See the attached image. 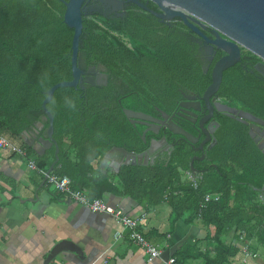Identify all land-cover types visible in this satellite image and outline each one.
Returning a JSON list of instances; mask_svg holds the SVG:
<instances>
[{
	"label": "trees",
	"instance_id": "16d2710c",
	"mask_svg": "<svg viewBox=\"0 0 264 264\" xmlns=\"http://www.w3.org/2000/svg\"><path fill=\"white\" fill-rule=\"evenodd\" d=\"M64 1L0 0V136L11 142L41 124L39 136L44 133L45 92L72 79L73 29L63 21ZM180 28L186 30L181 23L162 24L146 11L114 19L82 16L78 53L92 59L86 64L98 66L106 85L55 90L46 105L59 148L53 173L67 176L72 187L90 200L110 194L129 197L143 208L166 202L172 223L199 221L211 229L213 253L202 257L205 264H230L239 248L225 243L229 233L235 240L243 234L246 241L256 239L264 245V199L259 193L264 156L248 126L215 113L217 143L201 152L195 150L197 144L167 129L158 135L147 132L144 143L145 127L133 125L123 113L130 109L160 117L159 109L196 136L194 126L177 116V107L184 94L204 93L211 84L212 67L223 53L218 51L208 64ZM256 62L254 55L242 51L240 61L223 72L215 95L221 103L264 120V79L250 72ZM161 137L173 147L152 163L122 165L115 173L110 165L105 170L99 166L113 148L139 154ZM26 148L27 155H35L30 146ZM202 154V160L193 159ZM54 159L51 147L35 165L46 172ZM206 194L219 198L201 208ZM182 254L183 249L174 255L177 264H185Z\"/></svg>",
	"mask_w": 264,
	"mask_h": 264
},
{
	"label": "crops",
	"instance_id": "0c3cea01",
	"mask_svg": "<svg viewBox=\"0 0 264 264\" xmlns=\"http://www.w3.org/2000/svg\"><path fill=\"white\" fill-rule=\"evenodd\" d=\"M35 136H39L35 130L28 131L12 143L24 147L27 153L25 140L30 142ZM34 141L30 147L35 155L20 157L0 150V264H45L48 258L49 264H163L182 249L187 258L185 264H205L202 257L213 253L211 229L199 221L172 223L166 202L143 208L129 197L105 195L103 200L128 218L145 214L137 230L161 251L160 259L150 260L117 218L75 204L49 185L41 172L29 168V159L35 163L47 151L41 152L37 139ZM122 157L115 151L110 159L120 162ZM115 232L121 233L117 240L113 237ZM249 242L257 256L247 259L246 264H264V245L256 239ZM225 243L241 246L231 233ZM59 244H72L80 252L76 256L61 251L51 257ZM242 259V253L238 252L231 264Z\"/></svg>",
	"mask_w": 264,
	"mask_h": 264
},
{
	"label": "water",
	"instance_id": "95a60500",
	"mask_svg": "<svg viewBox=\"0 0 264 264\" xmlns=\"http://www.w3.org/2000/svg\"><path fill=\"white\" fill-rule=\"evenodd\" d=\"M85 1L67 0L63 2L65 6L63 21L69 28L73 29L71 41L72 79L59 82L45 92L46 97L41 104L42 120L48 123V127L41 136L30 138V142L25 140L26 144L32 147L34 140L37 139L41 152L54 147L55 159L46 171L47 175L53 171V167L58 162L59 148L53 138V116L47 110L46 105L51 101L56 89L60 87L77 88L78 85L80 86L82 71L79 69L77 59L79 38L82 31V16L85 14ZM127 1L133 2L148 11L159 19L161 23L176 18L179 19L185 28L208 44L209 52L220 50L224 53L214 63L211 70V84L204 93L201 96L184 94V100L178 105L177 116L186 119L193 125L197 124L199 132L196 136L172 121L173 116H169L159 109L160 117H152L142 112L123 109V113L130 123L145 127L142 133L143 142H146L145 134L147 132H152L156 135L161 129H167L172 134L183 137L193 146L197 144L195 146L196 151L209 150L217 143L213 133L219 124L216 121L208 123L213 118L215 111L247 125L249 136L254 139V129H264V122L250 113L216 102L215 99L217 97L215 94L221 84L223 72L240 61L242 51H247L254 55L259 60L258 65L264 67V0H147V2H151L156 6V10L149 9L138 0ZM204 32H209L211 38L207 37ZM100 85H106V79L97 83V86ZM201 112H204L205 115L200 117L199 113L201 115ZM42 128V124L36 127L37 134ZM202 135L203 139L200 140ZM254 141L256 142L255 139ZM157 143L164 148V151L171 148V145L167 144L164 137L159 141H151L149 147L139 154L127 152L121 148H113L100 160V167L105 170V166L110 164L108 161L112 162V166L116 171L122 165H147L152 163L157 150L155 148ZM115 151L120 152L123 156L120 162L110 159L111 154ZM204 156L202 154L200 157H194L193 159L202 160ZM190 166L191 170H193L192 163ZM262 191L264 192V185L262 186ZM61 251H69V253L72 252L76 256L80 252L72 244H59L52 251L51 257ZM49 262L50 258L45 264H49Z\"/></svg>",
	"mask_w": 264,
	"mask_h": 264
},
{
	"label": "flooded vegetation",
	"instance_id": "af4514ba",
	"mask_svg": "<svg viewBox=\"0 0 264 264\" xmlns=\"http://www.w3.org/2000/svg\"><path fill=\"white\" fill-rule=\"evenodd\" d=\"M138 1L143 3L149 9L156 10V8L154 9L150 5V3L147 2V0H138ZM84 10H85V14H83L84 17L90 18V17H95V16L99 15L101 17H104L105 19L126 18L127 14L129 12H137V13H139L141 11H146V10L140 8L139 6H137L136 4H134L133 2H130V1H127V0H86L85 3H84ZM146 12H148V11H146ZM175 23H181L182 24V22L179 19H177V18L165 21L162 24H166V25L171 27V24H175ZM180 29H181V33L187 38V40H189L192 43H195L198 46V51L200 52L203 60L207 61L208 64L210 62H212L214 56L220 50H215V52H212V53L209 52V46H208L207 43L204 42L203 39H201L198 36H196L192 31H189L187 28H185L186 29L185 31L183 30V28H180ZM204 34L207 37L211 38V35H210L209 32H204ZM223 55H224V53L221 56H223ZM91 60L92 59L90 57H88L86 54L78 53L77 64L79 66V69L82 71V75H81V79H80V83L79 84H80V86L82 88H84L85 86L93 85V84L97 85L98 82H100V81L102 82V81H104L106 79L105 74H103L99 70L98 66H95V65L93 66V65H87L86 64L87 62H91ZM205 68H207V66H205ZM254 71H256L258 73V75L261 78L264 79V67L259 66L258 62L253 64V66H252V68L250 70L251 73H253ZM215 101L216 102H220L218 98H216ZM201 105H202V103H201ZM202 110H204V109H202ZM237 110H239V109H237ZM178 111H179V106L177 107L176 113ZM241 111H243V110H241ZM201 113H202L201 115L199 113L200 117L205 115L204 112H201ZM215 113H219V112L215 111L214 115H213V118L208 123L216 121L215 120ZM251 115H253V114H251ZM253 116L264 122V120L262 118H260V117H258L256 115H253ZM192 126H194V131H196V133L198 134L199 130L197 128V124H195V125L192 124ZM160 131H159V133H160ZM216 131H217V129L215 130V132ZM214 133H213V135H214ZM158 134H156V135H158ZM254 134H255L254 139L256 140V142L254 141V139H252V140H253L255 146L257 147V149L264 156V129L263 128L254 129ZM162 138L163 137H161L160 139H153L152 141H154V140L159 141ZM202 139H203V135L200 137V140H202ZM167 144L171 145V148L173 147L172 144H170L168 142H167ZM155 148L157 150L155 152L154 159L159 154H162V153L170 154L171 148H169L166 151H164V148L159 146L158 143L156 144ZM259 193H260V199L263 200L264 199V192L262 191V188L260 189Z\"/></svg>",
	"mask_w": 264,
	"mask_h": 264
},
{
	"label": "built area",
	"instance_id": "2783aa9c",
	"mask_svg": "<svg viewBox=\"0 0 264 264\" xmlns=\"http://www.w3.org/2000/svg\"><path fill=\"white\" fill-rule=\"evenodd\" d=\"M0 150H5L13 155H18L20 157H27L26 149L24 147H17L11 141L7 140L5 137L2 136H0ZM109 165L111 166V168H113L112 162ZM29 168L41 172V174L45 176L46 182L49 185H51L57 192L66 196L75 204L87 208L92 212L107 214L117 218L121 223L123 229H127L129 231L130 238L133 240L134 244L137 245L148 256L150 260L161 258L160 249L157 246H154L149 243L137 230L139 223L144 220L145 214L135 219L128 218L125 214H123L121 210L109 206L103 199H88L83 192L76 190L72 187V182L67 176H58L52 172L47 175L45 172L38 170L35 163L30 159ZM113 170L116 171V169L114 168ZM187 175L192 180L193 185L196 186L195 179L190 176V173H187ZM218 198V194H206L204 196V204L200 207L204 208V205L206 203H209L211 201H217ZM198 218H200L199 215ZM120 236V232H115L113 237L115 240H117ZM237 241L241 244V246H238V248L239 252H241L243 255L242 261L240 263L237 262V264H246L247 259L254 258L255 256H257V254L251 250L250 242L244 239L243 234L239 236L236 242ZM163 264H177V262L174 258L171 257L164 260Z\"/></svg>",
	"mask_w": 264,
	"mask_h": 264
}]
</instances>
